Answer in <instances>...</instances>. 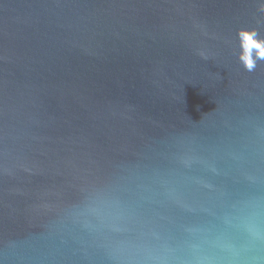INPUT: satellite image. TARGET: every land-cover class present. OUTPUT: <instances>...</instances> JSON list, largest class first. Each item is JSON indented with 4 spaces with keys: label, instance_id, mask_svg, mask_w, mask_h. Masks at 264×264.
<instances>
[{
    "label": "water",
    "instance_id": "obj_1",
    "mask_svg": "<svg viewBox=\"0 0 264 264\" xmlns=\"http://www.w3.org/2000/svg\"><path fill=\"white\" fill-rule=\"evenodd\" d=\"M241 30L264 0H0V264H264Z\"/></svg>",
    "mask_w": 264,
    "mask_h": 264
},
{
    "label": "clouds",
    "instance_id": "obj_2",
    "mask_svg": "<svg viewBox=\"0 0 264 264\" xmlns=\"http://www.w3.org/2000/svg\"><path fill=\"white\" fill-rule=\"evenodd\" d=\"M238 41L239 62L248 72H252L256 69L258 62H264V38L260 37L255 30H241L238 33ZM195 264H209V262L197 258Z\"/></svg>",
    "mask_w": 264,
    "mask_h": 264
}]
</instances>
